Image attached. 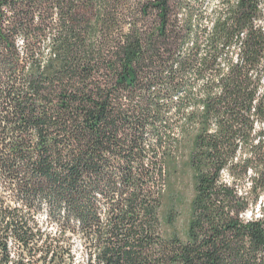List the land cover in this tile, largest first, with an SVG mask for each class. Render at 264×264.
<instances>
[{"label":"trees","instance_id":"16d2710c","mask_svg":"<svg viewBox=\"0 0 264 264\" xmlns=\"http://www.w3.org/2000/svg\"><path fill=\"white\" fill-rule=\"evenodd\" d=\"M263 194L264 0H0V264H264Z\"/></svg>","mask_w":264,"mask_h":264},{"label":"rangeland","instance_id":"374dc122","mask_svg":"<svg viewBox=\"0 0 264 264\" xmlns=\"http://www.w3.org/2000/svg\"><path fill=\"white\" fill-rule=\"evenodd\" d=\"M212 2H216V0H212ZM129 4V3H128ZM131 12V11H130ZM222 179L224 181L228 180V177L226 175V173H224L222 175ZM246 187L248 185V183H245ZM176 189L180 194V202H179V208H178V224L180 227L184 226L185 221L187 219L188 216V203L192 194V187H191V179H190V174L189 173H184L180 176V178L178 179V181L176 182ZM260 204V209H264V194L260 196L258 203L256 205V207L254 208L253 213L255 214V216H257L258 214H260L259 212L261 211H257V207ZM264 212V210H263ZM251 216V210L246 211L244 218H249Z\"/></svg>","mask_w":264,"mask_h":264}]
</instances>
